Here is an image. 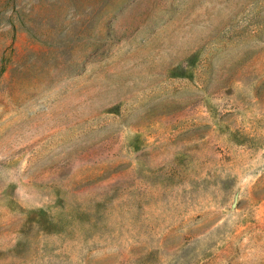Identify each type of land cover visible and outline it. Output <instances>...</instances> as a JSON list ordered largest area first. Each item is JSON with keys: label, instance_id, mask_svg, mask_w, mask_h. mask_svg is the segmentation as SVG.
Returning a JSON list of instances; mask_svg holds the SVG:
<instances>
[{"label": "rangeland", "instance_id": "rangeland-1", "mask_svg": "<svg viewBox=\"0 0 264 264\" xmlns=\"http://www.w3.org/2000/svg\"><path fill=\"white\" fill-rule=\"evenodd\" d=\"M0 264H264V0H0Z\"/></svg>", "mask_w": 264, "mask_h": 264}]
</instances>
